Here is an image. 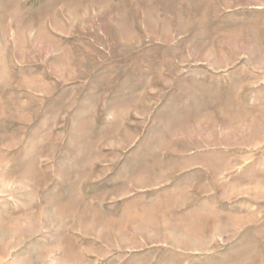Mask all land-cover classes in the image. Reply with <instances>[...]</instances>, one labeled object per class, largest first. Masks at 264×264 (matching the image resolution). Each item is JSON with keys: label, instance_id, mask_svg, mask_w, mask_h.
<instances>
[{"label": "rangeland", "instance_id": "rangeland-1", "mask_svg": "<svg viewBox=\"0 0 264 264\" xmlns=\"http://www.w3.org/2000/svg\"><path fill=\"white\" fill-rule=\"evenodd\" d=\"M0 264H264V0H0Z\"/></svg>", "mask_w": 264, "mask_h": 264}]
</instances>
